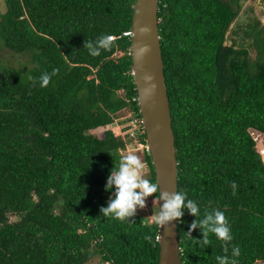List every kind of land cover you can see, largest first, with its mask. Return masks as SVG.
<instances>
[{
    "label": "trees",
    "instance_id": "16d2710c",
    "mask_svg": "<svg viewBox=\"0 0 264 264\" xmlns=\"http://www.w3.org/2000/svg\"><path fill=\"white\" fill-rule=\"evenodd\" d=\"M244 1L160 0L159 29L178 190L201 216L224 212L237 264H264V163L249 135L264 132V25L256 20L226 44ZM135 3L4 0L0 48L27 63L0 60V264H159L160 225L137 212L130 223L101 216L106 179L128 142L110 129L92 133L128 110L148 146L124 35ZM104 34L111 46L90 55L85 41ZM45 72L48 86L29 80ZM144 162L157 183L148 149ZM194 219L185 210L178 224L182 264H216L223 242L210 234L211 245L196 246L186 233ZM191 236L203 238L199 229Z\"/></svg>",
    "mask_w": 264,
    "mask_h": 264
},
{
    "label": "water",
    "instance_id": "95a60500",
    "mask_svg": "<svg viewBox=\"0 0 264 264\" xmlns=\"http://www.w3.org/2000/svg\"><path fill=\"white\" fill-rule=\"evenodd\" d=\"M159 3L160 0H136L131 30L132 69L157 183L161 191L175 192L178 190L179 163L164 73ZM141 49L146 51L141 53ZM178 224V221H172L167 227L160 225L159 264H182Z\"/></svg>",
    "mask_w": 264,
    "mask_h": 264
},
{
    "label": "clouds",
    "instance_id": "9594fccd",
    "mask_svg": "<svg viewBox=\"0 0 264 264\" xmlns=\"http://www.w3.org/2000/svg\"><path fill=\"white\" fill-rule=\"evenodd\" d=\"M112 39L110 34H104L95 41H85L83 47L88 49L90 55L96 56L100 54L101 49H108L111 46ZM144 51L146 49H141V53ZM145 79L150 80L151 77H145ZM29 80L34 85L38 84L43 88L49 85L51 75L45 72L38 78L29 76ZM144 171L145 163L134 151L120 157L118 166H114L110 170L106 179L105 191L111 195L107 206L100 208L101 216L129 222V218L135 216L137 209H143L146 200L149 197H154V201L158 202L159 207L158 211L150 217L157 225L167 227L172 221L183 223L182 217L187 210L191 216L195 217L189 225L188 232H186L193 243L205 249L211 245L210 234L214 235L217 240L223 242L222 247L225 253L215 256L216 264H237L235 258L240 255L238 246L233 245L231 256L227 255L229 242L233 240V236L224 212L214 208L210 212H204L201 216L198 202L188 198L186 192L182 190L161 191L158 183L145 178ZM231 187L233 194H235L236 183L232 182ZM197 229L200 230L202 239L192 238V231Z\"/></svg>",
    "mask_w": 264,
    "mask_h": 264
},
{
    "label": "rangeland",
    "instance_id": "374dc122",
    "mask_svg": "<svg viewBox=\"0 0 264 264\" xmlns=\"http://www.w3.org/2000/svg\"><path fill=\"white\" fill-rule=\"evenodd\" d=\"M0 10H5L4 0H0ZM256 20H260L264 25V0H245L242 4V10L238 19L230 27L226 44L231 45L233 41H240L244 37L243 30ZM251 57L253 60L257 57L256 50L253 48L251 49ZM0 60L10 67H20L27 63V57H15L9 50L2 48H0ZM131 117L132 114L128 110H125L116 117V121L112 126L95 130L92 133L101 136L107 129L114 131L117 136H122L128 142L126 150L122 151V154L127 155L130 151H134L141 158L142 162H144V153L147 151V146L140 143L138 136L143 132L137 120L130 122ZM147 175L148 168L145 163V178H147ZM156 207H159L158 202L148 198L145 207L143 209H137L136 212L152 220L150 216L154 214ZM89 264L104 263L97 257Z\"/></svg>",
    "mask_w": 264,
    "mask_h": 264
},
{
    "label": "built area",
    "instance_id": "2783aa9c",
    "mask_svg": "<svg viewBox=\"0 0 264 264\" xmlns=\"http://www.w3.org/2000/svg\"><path fill=\"white\" fill-rule=\"evenodd\" d=\"M124 35L126 37H131L132 31L126 32ZM114 39L115 38L113 37L112 40H114ZM249 135L255 144L256 152L259 154L262 162L264 163V132L261 130L252 128V129H249Z\"/></svg>",
    "mask_w": 264,
    "mask_h": 264
}]
</instances>
